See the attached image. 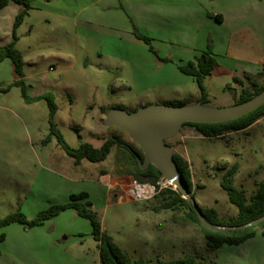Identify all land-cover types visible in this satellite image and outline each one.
Instances as JSON below:
<instances>
[{"label":"rangeland","instance_id":"obj_1","mask_svg":"<svg viewBox=\"0 0 264 264\" xmlns=\"http://www.w3.org/2000/svg\"><path fill=\"white\" fill-rule=\"evenodd\" d=\"M97 1L33 0V9L16 31L15 42L25 64L26 98L21 88L10 87L15 80L12 62L0 63V219L20 210L34 220L52 206L69 203L70 196L87 193L103 229L131 259L156 263L190 255L202 264L217 262L221 251L208 249L202 228L187 222L186 214L191 212L187 206L162 209L167 202L162 196L129 201L125 188L129 189V180L134 178L121 174L127 170L125 160L130 159L126 145L143 151L127 132L105 122L108 112L118 109L133 115L141 108L140 101L149 100L153 106L187 102L184 110L190 113L200 104L201 112L218 113L237 105L243 89L252 87L247 80L238 87L233 81L225 84L227 77H209L205 80L206 103L201 101L196 84L180 87L179 92L166 89L145 97L134 86L132 66L107 57L111 50H119L117 41L110 46L112 37H123L126 29L121 19L114 26V12L110 21L104 22L105 4ZM12 34H8L10 41L5 33L0 37V47L13 42ZM225 34L221 27L214 32L218 45H223L218 58L211 34L203 29L202 52L211 46L217 63L234 68L226 56ZM152 45L160 56L162 48L153 41ZM176 45L172 50L181 49L182 43ZM234 57L252 59L240 50L234 51ZM253 78L259 86L264 85V68ZM48 93L58 108L54 122L72 148L89 143L100 149L110 138H118L124 145L116 146L103 163L84 160L76 164L56 138L47 141L50 108L42 97ZM165 145L176 147V154L189 164L197 206L204 212L216 210L226 223L235 219L239 210L221 187L226 174L221 168L238 166L233 186L246 192L248 202L264 182V118L249 129L212 139L183 126L180 135L165 140ZM103 173L107 179L101 178ZM114 179L123 188L118 186L110 196L106 187ZM92 231L90 222L73 210L40 227L11 224L0 230V237L4 236L0 264H100L99 244Z\"/></svg>","mask_w":264,"mask_h":264},{"label":"crops","instance_id":"obj_2","mask_svg":"<svg viewBox=\"0 0 264 264\" xmlns=\"http://www.w3.org/2000/svg\"><path fill=\"white\" fill-rule=\"evenodd\" d=\"M102 3L105 4L102 11L103 16L106 15L103 18L104 22L108 23L111 13L114 12L116 14V20L113 19L115 24H109L119 25L116 22L121 19L126 29L123 37L116 39L112 37L110 46L115 45L116 41L120 43V46L115 52L111 50L107 57L115 61L127 62L132 66L135 72L134 86L139 93L147 95L145 97L149 98L152 93L160 90L178 91L180 87L196 84L191 76L179 70V66L189 61L193 62L202 56L205 44V41L201 40L203 29L211 34L214 52L219 53L218 58L221 57V52L218 50L223 45H218L214 32L218 27L224 29L227 34H225L224 42L228 41L226 56L233 61L234 65L232 68L218 61L219 68L211 79L227 77L225 84L233 81L234 85L243 87L247 79L245 75L255 77L257 73H262L264 68V0L97 1V4ZM20 11L21 7L15 4L9 5L0 12V37L5 33L7 41H10L8 34H12L16 16ZM218 18L221 20L218 21ZM134 31L152 39L153 43L162 48L161 58L170 57L172 62L158 65L150 47L136 39ZM220 37L221 35L218 36L219 39ZM178 42L182 43L181 49L172 50L173 47H177ZM236 50L245 52L252 59L235 58L234 51ZM241 74H244V78ZM234 79L239 80L240 83L234 82ZM14 82L16 79L12 84ZM139 106L142 108L153 106V104L150 100L140 101ZM180 133L181 131L177 136ZM101 178L107 179L108 175H101ZM116 180L114 179L112 183L115 184ZM115 189L116 187L113 189L110 186L106 187V193L111 196ZM219 250L221 253L217 257L218 264H264V230H259L257 235L246 243L237 246L224 245Z\"/></svg>","mask_w":264,"mask_h":264},{"label":"trees","instance_id":"obj_3","mask_svg":"<svg viewBox=\"0 0 264 264\" xmlns=\"http://www.w3.org/2000/svg\"><path fill=\"white\" fill-rule=\"evenodd\" d=\"M33 0H0V12L8 7L10 4H17L21 7L19 15L16 16L14 29H13V42L7 46L0 47V63L5 60H10L13 64L15 71V79L10 87H18L23 91V97L26 98L25 85H24V60L22 53L16 49V31L23 24L25 18L30 14L32 8ZM221 19L218 18V21ZM135 38L143 41L149 47L155 58L160 63L172 62L169 58H160L159 54L155 51L152 45V39L134 31ZM216 55L213 52L211 46L203 52L202 56L195 61H189L185 65H180L179 70L191 76L194 79L196 85L202 93L201 101L203 103L207 102V89L205 86V80L211 78L214 72L219 68L216 62ZM246 80L249 82L251 89H243L240 98L236 101L237 105L251 101L253 98L257 97L264 91V85L259 86L252 76L249 74L245 75ZM234 82L240 83L239 80L234 79ZM9 87V88H10ZM46 100L50 108V126L51 132L47 138L50 141L51 138H56L58 145L65 151L66 155L75 160L76 164H80L82 161L87 160L91 164L103 163L107 160L110 153L116 146H123L124 143L118 138L107 139L100 149H96L92 144L84 143L79 148L74 149L70 146L63 138L61 132L57 128L54 118L58 112V108L55 104L54 96L52 93H48L42 97ZM187 102H177L171 103L167 102L166 106L171 107H183L186 106ZM264 118V105L258 110L250 115H246L242 118L231 122H223L217 124L209 123H185L184 127H189L194 129L197 133L203 137L212 139L222 137L226 134L236 133L249 129L260 119ZM127 150L130 152V159L125 160L127 170L124 171L123 175H128L133 177L140 182H149L151 184H156L162 177V172L154 165L149 166L146 169H141L136 157H140L144 160V155L135 149L131 150L129 145H126ZM173 159L177 164L179 170L182 172V185L192 194V200H194V190L190 179V168L189 164L182 158L179 154H174ZM221 169L226 170L225 176L221 180V187L227 192L229 201L232 205L238 208L239 215L233 219L230 223L222 221L218 217L216 210L212 209L209 211H202L203 215L208 224L218 226V227H238L241 225H247L253 221L264 216V182H262L258 188V191L251 196L249 202L246 198V192L242 189H237L233 186V178L239 172L237 165L229 169L227 165H224ZM105 173H103L104 175ZM158 196H162L167 200V202L161 207L162 209L177 210L179 207L187 206L190 209V214H186V220L190 224L198 225L202 228L203 236L206 240L208 249L219 250L224 245L225 246H237L246 243L257 235L259 230H264V222L257 226L243 229V230H213L206 225H204L199 217L198 213L195 211L193 203L188 202V200L182 198L181 192H175L173 190L165 189ZM74 210L77 216L88 220L92 226V236L96 242L99 244V258L100 264H202L197 257L186 256L173 261H157L156 263L147 262L146 260H133L131 259L124 250L119 247L113 240L112 237L103 229L101 220L98 214L95 212L94 205L90 202L89 195L87 193H81L78 195L70 196V202L63 205H55L47 210L40 212L34 220L29 219L24 213L18 210L15 213H11L3 219H0V230L13 224L24 225L28 228H35L42 226L46 221L53 220L58 217L61 213L67 210ZM0 240H4V236L0 237ZM209 264H218L213 261Z\"/></svg>","mask_w":264,"mask_h":264},{"label":"water","instance_id":"obj_4","mask_svg":"<svg viewBox=\"0 0 264 264\" xmlns=\"http://www.w3.org/2000/svg\"><path fill=\"white\" fill-rule=\"evenodd\" d=\"M264 105V91L251 101L235 105L230 109L218 113L201 112L200 104L194 112H186L185 106H147L142 107L133 115L114 109L108 112L105 125L119 128L128 133L143 151L144 160L136 157L141 169L154 165L162 172V177L178 188L184 199L188 197L198 213L200 221L206 227L213 230H243L259 225L264 222V216L247 225L238 227H218L208 224L202 210L192 200V194L182 185V172L173 159L176 147L165 145V140L177 136L185 123H209L217 124L231 122L250 115Z\"/></svg>","mask_w":264,"mask_h":264},{"label":"built area","instance_id":"obj_5","mask_svg":"<svg viewBox=\"0 0 264 264\" xmlns=\"http://www.w3.org/2000/svg\"><path fill=\"white\" fill-rule=\"evenodd\" d=\"M126 179V177H124ZM123 178V179H124ZM130 178V176H129ZM133 178V177H132ZM109 186L113 188H117L120 186L123 188L122 184L118 183V180L115 181V184L109 183ZM126 186V185H125ZM129 189L125 188L126 191H128V199L130 202L132 201H151L156 196H158L163 190H173L175 192H178V188L173 186L169 181L161 177L159 181L156 184H151L149 182H139L134 179L129 180ZM124 190V189H123ZM124 190V192H125ZM183 198V197H182Z\"/></svg>","mask_w":264,"mask_h":264}]
</instances>
